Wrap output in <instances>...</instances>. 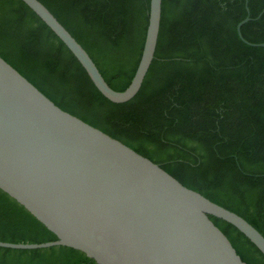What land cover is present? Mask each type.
<instances>
[{
  "label": "trees",
  "instance_id": "1",
  "mask_svg": "<svg viewBox=\"0 0 264 264\" xmlns=\"http://www.w3.org/2000/svg\"><path fill=\"white\" fill-rule=\"evenodd\" d=\"M87 51L108 85L131 84L151 0H39ZM248 8V9H247ZM264 0H163L160 34L139 93L103 96L67 46L22 0H0V57L62 110L161 166L184 186L238 214L264 236ZM247 264L264 255L210 215ZM57 236L0 190V241ZM0 264H97L57 246L0 247Z\"/></svg>",
  "mask_w": 264,
  "mask_h": 264
},
{
  "label": "water",
  "instance_id": "2",
  "mask_svg": "<svg viewBox=\"0 0 264 264\" xmlns=\"http://www.w3.org/2000/svg\"><path fill=\"white\" fill-rule=\"evenodd\" d=\"M67 46L98 91L122 104L141 90L155 58L163 0H151L142 57L129 87L112 89L70 32L39 0H22ZM248 9V8H247ZM263 12L258 18L261 17ZM246 17L237 26L240 39ZM0 190L97 264H247L210 219H222L264 255V236L238 214L184 186L161 166L62 110L0 57Z\"/></svg>",
  "mask_w": 264,
  "mask_h": 264
}]
</instances>
